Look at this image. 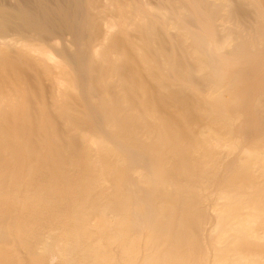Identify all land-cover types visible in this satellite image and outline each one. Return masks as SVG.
<instances>
[{"label":"bare ground","instance_id":"6f19581e","mask_svg":"<svg viewBox=\"0 0 264 264\" xmlns=\"http://www.w3.org/2000/svg\"><path fill=\"white\" fill-rule=\"evenodd\" d=\"M262 157L264 0H0V264H54L61 236L37 255L31 229L105 212L190 264L208 194L264 237Z\"/></svg>","mask_w":264,"mask_h":264},{"label":"rangeland","instance_id":"374dc122","mask_svg":"<svg viewBox=\"0 0 264 264\" xmlns=\"http://www.w3.org/2000/svg\"><path fill=\"white\" fill-rule=\"evenodd\" d=\"M97 144V142L93 143V148H96ZM260 160L264 162V157ZM207 200L212 205L210 213L216 219L214 218L213 224L205 228V232L209 236L207 250L190 264H264L263 257L243 256L236 251L229 250V246L234 245L242 237H248L253 242L264 244L262 232L255 228L260 222L261 215L257 211L253 215L249 214L251 211L245 210L247 207L242 209L239 214H234L229 209V211H225L224 204L227 201L217 194H208ZM131 217L135 219L110 215L109 212H105L101 217L91 213L82 218L75 216L72 221L78 223L83 232L79 226L78 229H75L70 225L63 226L57 220L54 222L44 220L45 223H39L42 228L40 235L37 228L31 229L32 236L28 242L39 255L47 243V235L59 234L63 245L54 255V260L56 259L54 264H78V262H72L84 260L83 257L88 258L86 262H90L92 259L98 261L108 258L114 264H154L152 255L155 252L159 253L157 250L159 248L153 241L156 234L150 231L151 225L149 223L147 225V221H139V217H137L138 219L135 216ZM132 222L135 223L132 224ZM83 237L85 239L82 241V246H77V242H81ZM152 241L153 244L150 243ZM139 245L142 247L141 249H139ZM133 247L135 249L137 247L136 251H133ZM103 251L107 253H104L105 257L100 258L103 256ZM162 255L160 250L157 257L160 258ZM155 264L169 263L160 259L159 263Z\"/></svg>","mask_w":264,"mask_h":264}]
</instances>
